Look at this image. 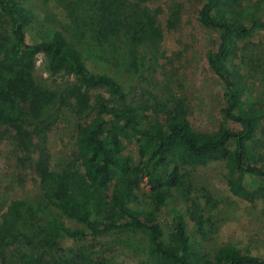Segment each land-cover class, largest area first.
<instances>
[{"label":"trees","instance_id":"1","mask_svg":"<svg viewBox=\"0 0 264 264\" xmlns=\"http://www.w3.org/2000/svg\"><path fill=\"white\" fill-rule=\"evenodd\" d=\"M77 1L82 2V12L70 18L66 29L82 46L79 49L58 31L27 44L24 25L33 20V13L21 0H0V144L11 139L36 146L40 132L50 128L51 112L69 99L80 116L94 110L96 115L78 127L75 137L80 176L72 163L59 176L50 172L46 159L38 158L34 165L44 197L61 215L82 226L69 227L53 218L43 234L46 242L57 246L66 238L93 239L136 230L146 236L151 264H198L184 217L174 212L164 235L154 214L175 199L190 204L193 212L191 185H185L182 167L211 158L225 159L233 196H252L243 185L244 174L264 182V149L255 155L247 144L264 120V94L249 91L247 76L233 64L240 45L264 32V19L255 13L264 0H205L200 10L202 25L219 32L218 48L208 54L207 62L221 80L226 103L220 110L222 123L211 133L194 132L179 115L143 120L126 103L128 92L118 81L106 73L90 72L83 63L84 49L94 52L115 74L118 61H124L122 50L157 60L164 32L145 0ZM40 54L51 75L65 72L74 81L62 89L36 79L35 59ZM92 89L106 91L93 105ZM143 181L150 192H142ZM19 208V203L10 207L11 218L3 214L0 264H11L10 249L27 243L13 220ZM24 263L82 264L76 256L63 253L53 261L33 253ZM204 264H264V260L226 245Z\"/></svg>","mask_w":264,"mask_h":264},{"label":"rangeland","instance_id":"2","mask_svg":"<svg viewBox=\"0 0 264 264\" xmlns=\"http://www.w3.org/2000/svg\"><path fill=\"white\" fill-rule=\"evenodd\" d=\"M21 1L33 13V20L24 25L27 44L38 43L47 34L58 31L78 49L82 47L69 37L66 29L70 18L82 12V2ZM204 2L145 0L164 32L157 60L136 53L125 54L122 50L120 56L124 61H118L119 71L115 74L94 52L84 49L81 54L84 65L92 73H106L118 81L128 92L126 103L143 120L162 121L168 115H179L196 133L215 132L222 123L220 110L226 103L221 80L207 62L208 54L218 48L219 32L200 22ZM255 13L264 19V1ZM35 60L34 75L40 82L64 89L74 81L65 72L51 75L43 55ZM233 64L247 76L249 91L264 94V32L240 45ZM105 93L104 89L90 90V104ZM95 115L94 110L88 109L80 116L69 99L51 112L50 128L40 132L36 146H22L20 140L11 139L0 144V223L5 212L11 218L12 213L7 212L14 203H19V214L13 220L16 230L27 240L8 252L11 264H25V259L33 253L52 261L63 253L76 256L82 264H151L146 253V236L140 231H115L93 239H62L57 245L61 251L43 237L53 218L69 227L82 226L61 215L44 197V186L34 165L38 158L46 159L50 172L59 176L72 163L75 174L80 176L75 137L78 127ZM232 127L240 128L239 125ZM247 144L253 154L263 152L264 120ZM225 164L224 158H211L200 165L182 167L185 185H191L194 211L190 204L175 199L154 214L156 221L167 235L172 214L177 212L184 217L193 259L198 264L212 262L216 251L226 245L264 260V182L244 174L243 185L252 196L248 199L233 196ZM140 187L142 192H150L146 181Z\"/></svg>","mask_w":264,"mask_h":264}]
</instances>
